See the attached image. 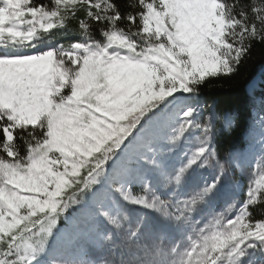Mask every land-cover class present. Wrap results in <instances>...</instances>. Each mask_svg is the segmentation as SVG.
Listing matches in <instances>:
<instances>
[{"label":"snow or ice","instance_id":"obj_1","mask_svg":"<svg viewBox=\"0 0 264 264\" xmlns=\"http://www.w3.org/2000/svg\"><path fill=\"white\" fill-rule=\"evenodd\" d=\"M257 46L264 0H0V264H264V117L204 98Z\"/></svg>","mask_w":264,"mask_h":264},{"label":"trees","instance_id":"obj_2","mask_svg":"<svg viewBox=\"0 0 264 264\" xmlns=\"http://www.w3.org/2000/svg\"><path fill=\"white\" fill-rule=\"evenodd\" d=\"M260 75L263 84L250 94L247 87ZM264 47L257 46L240 66L238 72L226 78L210 80L204 86V98L216 101L221 108L234 112L237 126L221 137V149L242 148L257 117V99L264 98Z\"/></svg>","mask_w":264,"mask_h":264},{"label":"rangeland","instance_id":"obj_3","mask_svg":"<svg viewBox=\"0 0 264 264\" xmlns=\"http://www.w3.org/2000/svg\"><path fill=\"white\" fill-rule=\"evenodd\" d=\"M263 84L262 78L260 77V75H257L252 82L249 84V86L247 87V90L250 94H252V92L256 89L259 88V85ZM264 86V85H263ZM263 99H257V117L254 121V125L252 127V129L249 132L248 135V139L246 144L242 147V148H238V149H247L249 147V142L251 140V138L253 136H255V142H254V149L257 153V155L259 154V134L261 131V127H260V119L262 117H264V103H262ZM251 170H255V160H253L252 165H251ZM65 260H73L76 258L75 253L72 250H69L68 252H66L64 254V256L62 257Z\"/></svg>","mask_w":264,"mask_h":264}]
</instances>
